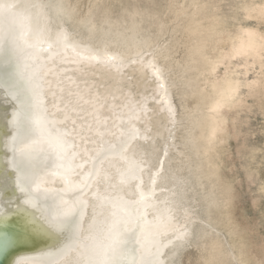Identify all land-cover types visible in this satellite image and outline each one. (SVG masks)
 Instances as JSON below:
<instances>
[{"label":"rangeland","instance_id":"1","mask_svg":"<svg viewBox=\"0 0 264 264\" xmlns=\"http://www.w3.org/2000/svg\"><path fill=\"white\" fill-rule=\"evenodd\" d=\"M39 3L52 30L65 28L80 43L108 51H123L126 41L137 46L126 51L118 92H107L110 79L101 80L95 69L88 73V65L73 80V63L56 61V68L72 66L58 81L64 86L59 102L54 95L45 100L51 109L57 105L55 115L66 108L72 118L60 125L73 131L80 122L75 135L90 146L94 138L93 147L100 141L90 105L84 111L71 105L87 106L83 100L91 95L108 120L129 98L147 106V116L135 121L147 133L139 138L135 130L136 143L145 148L138 159L174 178L168 181H174L176 218L191 221L187 239L166 264H264V54L258 62L234 53L235 40L247 30L264 36V0H32V6ZM53 3L61 11L50 8ZM147 59L161 80L147 66L138 70ZM227 79L238 82L228 100L222 91ZM161 81L174 109L169 118L158 107ZM113 95V107L105 109ZM81 171L73 174L81 178Z\"/></svg>","mask_w":264,"mask_h":264},{"label":"bare ground","instance_id":"2","mask_svg":"<svg viewBox=\"0 0 264 264\" xmlns=\"http://www.w3.org/2000/svg\"><path fill=\"white\" fill-rule=\"evenodd\" d=\"M50 8L61 11L58 3ZM260 10L264 13V3ZM48 19L42 3L0 0V221L9 217L6 227L0 226V249L8 245L6 234L11 242L22 241L0 256V264H166L175 246L187 239L191 221L176 218L171 174L168 178V173L148 168V160L138 159L145 148L136 143L135 130L139 138L147 133L139 132L135 121L147 116V106L129 98L122 112L112 113L108 120L91 95L83 100L87 106L71 105L69 109L81 111L90 105L92 131L100 137L93 147L94 138L90 146L75 135L80 122L73 131L60 125L72 118L66 108L61 116L55 115L51 111L57 105L51 109L45 100L54 95L59 102L64 86L58 81L72 66L56 68V61L73 63V80L81 74V65H88V73L95 69L101 80L110 79L107 92L116 93L126 51L137 46L126 41L123 51L95 48L72 39L65 28L52 30ZM234 45L235 54L258 62L264 54V36L255 30H247ZM149 60L140 62L138 70L147 66L161 80ZM162 86V81L155 86L158 107L169 118L174 109ZM237 87L236 80H225L226 100ZM155 124L157 130L156 120ZM75 169L84 175H74Z\"/></svg>","mask_w":264,"mask_h":264},{"label":"water","instance_id":"3","mask_svg":"<svg viewBox=\"0 0 264 264\" xmlns=\"http://www.w3.org/2000/svg\"><path fill=\"white\" fill-rule=\"evenodd\" d=\"M8 220H9V217L5 218L4 222L0 221V226L6 227V225H7L6 223H7ZM6 235L8 236V238L6 239L8 245L5 246V247H2V249H0V256H2V254L4 252H7L11 247L12 248H14L15 246L17 247V245H20L22 243V241L21 242H19V241L15 242L14 240L11 242V235L10 234H6Z\"/></svg>","mask_w":264,"mask_h":264}]
</instances>
